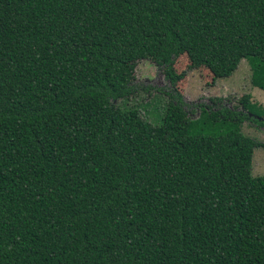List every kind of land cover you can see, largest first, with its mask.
<instances>
[{"label": "trees", "instance_id": "obj_1", "mask_svg": "<svg viewBox=\"0 0 264 264\" xmlns=\"http://www.w3.org/2000/svg\"><path fill=\"white\" fill-rule=\"evenodd\" d=\"M181 55L264 93V0H0V264H264L253 143L115 105Z\"/></svg>", "mask_w": 264, "mask_h": 264}, {"label": "rangeland", "instance_id": "obj_2", "mask_svg": "<svg viewBox=\"0 0 264 264\" xmlns=\"http://www.w3.org/2000/svg\"><path fill=\"white\" fill-rule=\"evenodd\" d=\"M223 69L220 72L216 68L189 69L186 57L181 55L174 61L173 70L184 77L171 84L165 78L162 66L149 60H138L133 77L126 86L132 88L127 100L115 105L137 107L142 117L154 124H159L162 118L163 126L169 132L183 129L188 122H193L190 126L193 134L200 136L235 131L254 145L252 176H264V127L246 121L231 122L221 117L214 120L210 115L226 108L259 119L248 107L254 105L264 111V93L250 86L249 69L244 60L228 64Z\"/></svg>", "mask_w": 264, "mask_h": 264}]
</instances>
